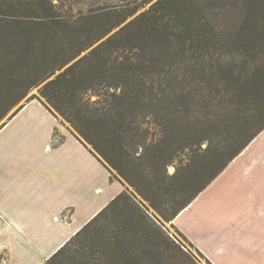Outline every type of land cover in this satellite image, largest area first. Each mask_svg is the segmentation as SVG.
<instances>
[{
	"label": "trees",
	"instance_id": "1",
	"mask_svg": "<svg viewBox=\"0 0 264 264\" xmlns=\"http://www.w3.org/2000/svg\"><path fill=\"white\" fill-rule=\"evenodd\" d=\"M0 8V130L37 100L125 184L46 264H211L163 223L264 131V0Z\"/></svg>",
	"mask_w": 264,
	"mask_h": 264
},
{
	"label": "crops",
	"instance_id": "2",
	"mask_svg": "<svg viewBox=\"0 0 264 264\" xmlns=\"http://www.w3.org/2000/svg\"><path fill=\"white\" fill-rule=\"evenodd\" d=\"M228 171L234 182L264 176V131ZM124 186L65 122L27 103L0 130V264H46ZM244 200L193 216L191 202L170 225L211 264H264V187Z\"/></svg>",
	"mask_w": 264,
	"mask_h": 264
},
{
	"label": "rangeland",
	"instance_id": "3",
	"mask_svg": "<svg viewBox=\"0 0 264 264\" xmlns=\"http://www.w3.org/2000/svg\"><path fill=\"white\" fill-rule=\"evenodd\" d=\"M1 1V0H0ZM54 3H57L60 7L64 9V11H68L70 8L72 12L74 11L76 14H91V13H98V12H104V11H114L120 12L123 14H129L130 12H134L135 9L140 5L139 1L135 2V0H51ZM156 0L145 6L143 9H139L134 14L127 19V22L132 20L134 17H136L138 14L143 12L144 10L148 9L149 6L154 3ZM0 11H3V9L0 8ZM118 13L116 14V16ZM112 34V33H111ZM99 41L100 42L104 41ZM96 44V45H97ZM35 95L38 96L37 89H34L31 91L29 96ZM24 103V101L22 102ZM1 124V123H0ZM58 138V137H57ZM172 169V168H170ZM171 173L173 170H170ZM227 169V168H226ZM225 169V170H226ZM225 170L209 185V188H206V190L198 196V198L193 202V210L189 212L188 215L193 216L194 214H202L201 210L203 207L207 210L214 211L213 214L219 212L222 209V205H229V204H241L244 203V191H249L253 193H257L258 189L260 187H264V176L260 180H258V176L256 177V180H252L250 176L245 177L244 172L241 171L240 174L236 176V179L239 182H234L232 180V176H230L229 171L225 172ZM225 172V173H224ZM150 212L153 213V211L150 209ZM228 219L229 217H223ZM165 228L168 230L169 234L178 240L180 238L178 237L175 229L172 228V225L169 223H163ZM181 241V240H180ZM181 243L184 244L185 248L189 251H191L193 254H195L194 250L189 248L187 244H185L183 241ZM194 247V246H193ZM195 248V247H194ZM197 250V249H196ZM198 251V250H197ZM196 255V254H195ZM196 259L199 260L197 256H195ZM203 260L201 259V263Z\"/></svg>",
	"mask_w": 264,
	"mask_h": 264
}]
</instances>
